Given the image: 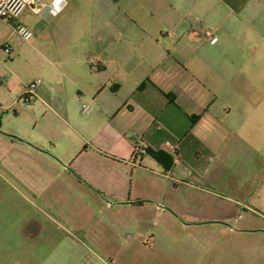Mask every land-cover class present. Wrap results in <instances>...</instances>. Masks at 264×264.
<instances>
[{"label": "crops", "instance_id": "1", "mask_svg": "<svg viewBox=\"0 0 264 264\" xmlns=\"http://www.w3.org/2000/svg\"><path fill=\"white\" fill-rule=\"evenodd\" d=\"M12 22L0 39V140L67 174L49 183L53 201H71L75 183L131 217L180 205V184L196 193L208 180L264 204V0H28ZM25 225L1 239L29 247L3 255L53 264L59 238L38 219Z\"/></svg>", "mask_w": 264, "mask_h": 264}, {"label": "rangeland", "instance_id": "2", "mask_svg": "<svg viewBox=\"0 0 264 264\" xmlns=\"http://www.w3.org/2000/svg\"><path fill=\"white\" fill-rule=\"evenodd\" d=\"M12 23L0 17V39L9 36ZM4 54L1 50L0 57ZM8 145L0 140V264L42 262L25 256L13 261L10 253L1 252L6 247L21 252L29 247L21 238H13L12 245L1 239L6 233L28 229V219L40 220L43 230L59 238L53 264H264V204L244 201L235 185L206 180L194 193L180 184L182 199L177 198L178 189L166 192L182 204L160 203V209L147 204L136 208L135 216L128 217L125 211L126 217L117 218L113 209L102 208L96 197L75 183L67 195L71 201H53L49 183L63 181L67 174L58 175L44 164L49 161L47 155L31 154L27 162L21 154H7ZM84 221L88 226L83 227ZM29 228L37 227L32 223Z\"/></svg>", "mask_w": 264, "mask_h": 264}, {"label": "built area", "instance_id": "3", "mask_svg": "<svg viewBox=\"0 0 264 264\" xmlns=\"http://www.w3.org/2000/svg\"><path fill=\"white\" fill-rule=\"evenodd\" d=\"M28 5V0H0V17L7 21L14 20L17 18L21 12ZM58 11H54V14H57ZM14 31L24 39H29L32 36V31L22 24H17L14 26ZM206 36L216 42L210 30H206ZM4 50L7 54L10 55L12 52L11 46L4 45ZM41 79L38 78L34 83L30 84L27 87V92H34V88L37 82ZM83 112H88L91 110V105L89 103H84L82 106ZM147 152L145 144L139 140L136 143V154H144Z\"/></svg>", "mask_w": 264, "mask_h": 264}, {"label": "trees", "instance_id": "4", "mask_svg": "<svg viewBox=\"0 0 264 264\" xmlns=\"http://www.w3.org/2000/svg\"><path fill=\"white\" fill-rule=\"evenodd\" d=\"M148 151V150H147ZM151 154L155 157V158H157V159H159L160 158V154L159 153H156V152H151Z\"/></svg>", "mask_w": 264, "mask_h": 264}]
</instances>
